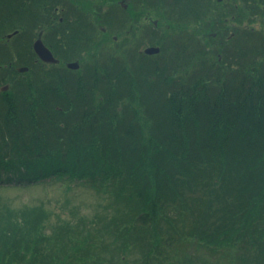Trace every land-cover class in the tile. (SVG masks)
Returning a JSON list of instances; mask_svg holds the SVG:
<instances>
[{
    "label": "trees",
    "instance_id": "obj_1",
    "mask_svg": "<svg viewBox=\"0 0 264 264\" xmlns=\"http://www.w3.org/2000/svg\"><path fill=\"white\" fill-rule=\"evenodd\" d=\"M118 1L0 0V42L24 38L0 58L1 191L102 199L0 194V264H264V32L229 39L228 0ZM143 7L157 25L115 42ZM38 32L59 63L30 60Z\"/></svg>",
    "mask_w": 264,
    "mask_h": 264
},
{
    "label": "rangeland",
    "instance_id": "obj_2",
    "mask_svg": "<svg viewBox=\"0 0 264 264\" xmlns=\"http://www.w3.org/2000/svg\"><path fill=\"white\" fill-rule=\"evenodd\" d=\"M125 3L124 0H119ZM118 1V2H119ZM124 5L125 8H127L128 3H125ZM237 6L242 7V4H236V6H233V2L232 0H230L227 4L226 7V12L227 13V17L225 18V23L226 25H228V35H229V39L231 37V35H233L234 38H232V40L237 39L236 34L237 31L242 29V28H247V29H254L256 31H263L264 32V15L261 16H256L254 14L249 15L248 12L244 13V19L242 22H238L236 20V18L234 17V15L236 14L237 11ZM140 13L141 15L137 18V20H135L132 24L129 23L127 25V28L125 30V32L127 33H123L124 30L122 31H115V33L113 35H111L115 42H119L121 40L122 37L119 36H126V38H129L131 44L133 42V38H131V36L136 37L139 36L141 34L145 33V30H149L153 27V25H157V18L155 13H153V11L151 9H147L145 7L140 9ZM261 15V14H259ZM251 18L252 21H249L248 18ZM240 24L241 26H239L238 28H235V25ZM130 25V26H129ZM164 24H162L159 28L158 31L161 32V30H163V27L166 26V24L163 26ZM102 29V26H99ZM125 26L122 28L124 29ZM240 28V29H239ZM233 30V31H232ZM212 31V30H211ZM216 31V30H213ZM239 32V31H238ZM209 34H215L216 32H210ZM119 35V36H118ZM206 36V35H201V37ZM208 36V35H207ZM125 37H123V40L126 39ZM136 40V39H135ZM205 40V39H204ZM206 41V40H205ZM209 41V40H208ZM3 191V190H2ZM0 189V194H2L3 197L5 196H13V203H15L16 205L19 204H38L41 200L45 199L47 196H50L52 198H54V203L53 200L51 201L50 205L52 207V209H59L56 206L61 204L64 201L65 198V194L66 196H68L69 198L67 199L68 203H80L83 205H86L88 207L85 206V208H87L88 210L91 211L90 208H95V204L102 202V199L95 197L90 191H86L85 189H77L76 187L74 188V192H69V193H64L63 191L60 190H56V187L52 188L50 186H39L36 189H29V188H25V189H6L3 192ZM105 200V198H103ZM56 200H58V202L56 203ZM45 204L47 205V203L45 202ZM54 204L56 206H54ZM87 210H82L83 213H86ZM60 211H54V214H58L61 215L59 213ZM65 214V213H64ZM62 216V215H61ZM53 220H55L54 216L49 217V221L53 222Z\"/></svg>",
    "mask_w": 264,
    "mask_h": 264
},
{
    "label": "flooded vegetation",
    "instance_id": "obj_3",
    "mask_svg": "<svg viewBox=\"0 0 264 264\" xmlns=\"http://www.w3.org/2000/svg\"><path fill=\"white\" fill-rule=\"evenodd\" d=\"M229 1L230 0L227 1V4H228ZM232 2H233V0H232ZM119 3L122 4L123 7L125 8L126 5H124L125 4L124 2L119 1ZM233 6H236V4L234 2H233ZM58 19L60 21L62 20V18H60V17ZM15 33H17V31H15ZM12 36H13L12 33H8V34H6L4 36L5 37V42H2V43L0 42V58H2V55L3 54H7L8 55L7 57L12 60V61H10L9 66H11L12 63H16V62L19 61L18 58L16 57V55H17V53H19L23 49V46H24L23 45L24 44V38H22L20 36L19 37L17 36V38H13ZM37 39H40L43 42V44H45L46 47H48L51 50V52L53 53V51L51 49L52 44L46 43V41L49 40L48 37H46V39L44 40V35L41 32H38L37 35L31 41V48L33 50V53H32L33 56L30 57V60L33 61V62H39V58L37 57V55H36V53L34 51V48H33V44H34V42ZM20 53L22 54V52H20ZM25 66H27L28 69H29V66L28 65H25ZM18 67L19 66H17L16 69ZM2 85L0 86V89H1V87L4 88V86H5L4 84H2ZM6 86L8 87V85H6ZM7 87H6V89H7Z\"/></svg>",
    "mask_w": 264,
    "mask_h": 264
},
{
    "label": "water",
    "instance_id": "obj_4",
    "mask_svg": "<svg viewBox=\"0 0 264 264\" xmlns=\"http://www.w3.org/2000/svg\"><path fill=\"white\" fill-rule=\"evenodd\" d=\"M33 48L34 51L36 52V54L38 55V57L45 61V62H57V59L53 56L52 52L49 50V48H47L43 42L40 39H37L34 44H33ZM144 52L147 54H154L159 52V47L156 46H149L147 48L144 49ZM68 67L70 68H77L78 67V62L74 61V62H69L67 64ZM26 67H21L19 68L20 71L25 70Z\"/></svg>",
    "mask_w": 264,
    "mask_h": 264
}]
</instances>
